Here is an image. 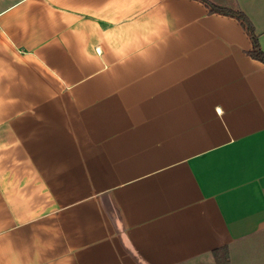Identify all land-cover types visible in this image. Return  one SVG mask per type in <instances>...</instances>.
I'll use <instances>...</instances> for the list:
<instances>
[{
    "label": "crops",
    "instance_id": "obj_1",
    "mask_svg": "<svg viewBox=\"0 0 264 264\" xmlns=\"http://www.w3.org/2000/svg\"><path fill=\"white\" fill-rule=\"evenodd\" d=\"M264 0H0V264H264Z\"/></svg>",
    "mask_w": 264,
    "mask_h": 264
},
{
    "label": "trees",
    "instance_id": "obj_2",
    "mask_svg": "<svg viewBox=\"0 0 264 264\" xmlns=\"http://www.w3.org/2000/svg\"><path fill=\"white\" fill-rule=\"evenodd\" d=\"M209 5L213 9H220V10L226 11L228 13H231V14L239 17L240 21L243 23V25H245V27L247 28L248 32L250 33V35L253 38L254 48H253V50L251 52V55L254 58L264 62V52L262 51V49H261V47L259 45V42L257 40V37H256V34L254 32L253 26L250 23V21L248 20V18L246 17V15L244 13H242V12H236V11L221 9V8H218V7L214 6V5H212V4H209ZM224 252H226V253L224 255L221 254L222 256H220L218 253H215V257H216V260H217L218 264H229L228 253H227V251L225 249H224Z\"/></svg>",
    "mask_w": 264,
    "mask_h": 264
}]
</instances>
